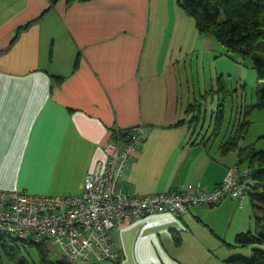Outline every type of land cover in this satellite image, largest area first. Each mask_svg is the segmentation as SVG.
Masks as SVG:
<instances>
[{
    "label": "crops",
    "instance_id": "crops-1",
    "mask_svg": "<svg viewBox=\"0 0 264 264\" xmlns=\"http://www.w3.org/2000/svg\"><path fill=\"white\" fill-rule=\"evenodd\" d=\"M222 48L178 0H0V188L80 194L107 160V143L140 124L146 140L124 193L216 187L238 151H223L224 133L203 144L188 123L176 124L224 76L208 69L230 58ZM243 201L122 224L118 260L79 264H195L223 222L244 231Z\"/></svg>",
    "mask_w": 264,
    "mask_h": 264
},
{
    "label": "built area",
    "instance_id": "built-area-1",
    "mask_svg": "<svg viewBox=\"0 0 264 264\" xmlns=\"http://www.w3.org/2000/svg\"><path fill=\"white\" fill-rule=\"evenodd\" d=\"M129 129L124 139L107 143V160L85 176L80 194L0 188V233L48 244L68 264L115 261L121 255L114 231L122 224L154 213L183 216L195 205L215 206L227 197L243 201L248 196L247 180L253 169L238 160L212 189L191 183L183 189L148 195L124 193L123 176L146 140L145 125Z\"/></svg>",
    "mask_w": 264,
    "mask_h": 264
},
{
    "label": "trees",
    "instance_id": "trees-1",
    "mask_svg": "<svg viewBox=\"0 0 264 264\" xmlns=\"http://www.w3.org/2000/svg\"><path fill=\"white\" fill-rule=\"evenodd\" d=\"M180 6L196 20L202 34H208L225 48L227 56L234 60L250 59L256 77L264 80V0H178ZM242 94L246 92V84ZM237 89H230L223 75L217 79L214 89L202 95L201 99L190 104L187 118L176 125L188 123L194 142L207 144L212 137L224 133L221 146L225 153L238 151V161L253 169L251 181L247 180V191L255 210V219L262 229L246 231L236 236V246L257 245L249 257L231 259L234 264H264V149L256 151L251 145L240 146L248 133L251 120L249 110L239 118L227 123L226 103ZM219 98L217 109L208 110L205 103L214 96ZM246 100V99H245ZM264 108V85L257 86L256 103L252 108ZM238 117V114H237ZM127 130V129H126ZM121 131L117 140L124 139L127 131ZM226 132V133H225ZM228 133V134H227ZM248 178V179H249ZM0 245L15 264H26L22 249L26 245L35 248L39 264H68L60 259H52V248L48 244H34L27 240L0 233ZM0 262L2 258L0 257Z\"/></svg>",
    "mask_w": 264,
    "mask_h": 264
},
{
    "label": "rangeland",
    "instance_id": "rangeland-1",
    "mask_svg": "<svg viewBox=\"0 0 264 264\" xmlns=\"http://www.w3.org/2000/svg\"><path fill=\"white\" fill-rule=\"evenodd\" d=\"M225 48H222L224 51ZM208 69L212 71L213 75L215 72L223 73L227 85L230 89H237L238 92H233L232 96L228 99L226 103L227 111V123L230 121H235L240 117L241 114L244 115L246 110H249L248 118L251 120V125L248 133L242 140V145H251L256 151L264 149V108H252V105L256 103V93L257 86L264 85V80H259L256 77L255 71L253 69L252 61L248 59H238L234 60L232 58H227L226 56L219 58V60L211 62ZM246 84V92L242 94V86ZM246 99V100H245ZM219 103V98L215 95L214 98L208 101L205 107L208 110V117L211 114V110L217 109ZM238 114V117H237ZM249 182L251 179H248ZM243 208H239L241 212L238 213L241 223L246 224L244 231L257 232L262 228L258 226L255 219V210L252 205L251 197L248 195L243 201ZM238 210V211H239ZM240 214V215H239ZM230 219L226 220L222 224V228L219 229L220 235L212 236L210 239V246L206 247L209 252L206 255L203 252H198L194 254L196 257L195 264H234L231 259L237 257H249L252 254L253 249L260 247L257 245H246V246H236V235L235 222L229 223ZM12 237H16L12 235ZM175 252L179 250L180 252H186L194 247H172ZM35 248L26 245V249H22V255L26 259V264H39L38 254L35 252ZM51 255L54 256L52 250ZM0 257L2 262L0 264H15L11 262L8 255L2 250L0 245Z\"/></svg>",
    "mask_w": 264,
    "mask_h": 264
}]
</instances>
